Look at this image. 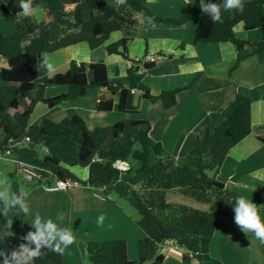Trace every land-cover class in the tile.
<instances>
[{"label":"trees","instance_id":"obj_1","mask_svg":"<svg viewBox=\"0 0 264 264\" xmlns=\"http://www.w3.org/2000/svg\"><path fill=\"white\" fill-rule=\"evenodd\" d=\"M209 2V0H205ZM218 2V0H211ZM34 5L44 10L49 24L58 28L60 35L41 33L43 23L33 16L20 17L18 0H0V19L9 18L15 30L10 35L0 31V58L7 67L0 69V151L12 154L23 152L40 164L42 177L36 180H73L81 185L102 189L106 195L115 194L126 201L150 225L158 230L155 238H142L138 242L139 258L131 261L127 256L125 240L89 242L85 252L89 264H164L161 247L176 241L188 250L183 263L192 259L210 261L209 245L220 217L234 218V199L239 194L228 190L217 179L228 153L252 133L249 97L237 95L222 111L223 122L207 129L203 139H198L185 158L175 159L166 153L163 145L150 137L148 120L126 118L111 126L89 129L84 119L73 114L60 122L45 118L40 123H29L34 108L39 103L53 109L83 98L90 89L106 88L118 96V111L138 115L126 110L131 90L140 91L150 101H160L164 109L177 103L178 94L190 89L188 86L166 90L152 95L143 84L145 73L154 62L142 63L127 55L128 39L109 44V54H119L131 61L123 80L110 79L104 62L87 65L72 61L65 73L55 74L44 80V87H65L66 92L52 98L39 95V73L36 63L41 53H54L60 49L87 43L94 50L104 46L112 33L122 31L130 23L132 14L153 17L152 23L183 26L192 17L164 18L151 12L146 0H127L117 5L116 0H34ZM193 8L199 17L194 43H231L237 50L252 47V54L264 63V0H245L243 13L224 12L222 23H213L200 9V0H194ZM93 13L89 22H84L82 12ZM243 24L246 31L258 30L262 40L252 44L237 37L235 27ZM122 48V49H121ZM121 49V50H120ZM237 66V65H236ZM236 66L234 68H236ZM89 73L93 74L90 81ZM113 102L97 105L100 112H110ZM20 110L24 123L15 121L11 112ZM27 145L18 150L11 146L20 140ZM264 144V134L258 136ZM45 148L47 155L39 157ZM116 162L127 164L126 170L114 167ZM136 166H134V164ZM93 166V173L82 181L70 171L72 167ZM176 191L199 203L208 204V211H200L166 201L168 192ZM263 199L257 195L253 203L260 207ZM0 215V231H8ZM32 230L24 216L13 217L11 231L15 234L0 241V248H14L21 243L20 237ZM2 264V258H0ZM34 264H67L63 254L46 253Z\"/></svg>","mask_w":264,"mask_h":264},{"label":"crops","instance_id":"obj_2","mask_svg":"<svg viewBox=\"0 0 264 264\" xmlns=\"http://www.w3.org/2000/svg\"><path fill=\"white\" fill-rule=\"evenodd\" d=\"M193 2L194 0H146L148 9L158 16L174 19L188 16L192 20L183 26L149 24L142 15L133 13L128 27L112 33L104 46L92 50L87 43H79L55 51L49 56L56 64V71L47 75L43 70L39 72L38 92L44 98L66 92L65 87L45 88L44 80L67 72L72 61L87 65L104 62L110 79L123 80L131 61L119 54H109L106 46L128 39L129 59L155 57V66L143 78V84L150 89L152 95L158 96L166 90L186 87L195 80L190 89L178 94L175 106L164 109L160 101H150L140 91H130L126 110L137 112L138 115L125 114L117 109V95L106 88L90 89L83 98L53 109L39 103L34 108L29 123H40L45 118L60 122L76 113L92 130L111 126L126 118L138 117L150 122V137L161 143L166 153L180 160L188 155L198 139L205 137L209 127L213 129L223 122L222 111L237 95L249 97L252 103V133L230 150L217 179L228 190L252 201L258 194L261 195L263 202L260 216L264 220V144L258 140V136L264 134V63L252 54V47L237 50L231 43L195 44L199 17L193 8ZM37 9L33 17L43 23L41 33L51 32L58 37L59 29L50 26L42 8ZM92 16L90 10L82 12L84 22L91 21ZM14 30L15 26L9 18L0 19V31L4 35H10ZM235 32L238 38L252 44L262 40L258 30L246 31L243 24H238ZM6 67V61L0 58V69ZM88 76L92 81L93 74L89 73ZM2 85L0 82V88ZM106 101L113 102L112 111H98L97 105ZM15 113H18L19 119L14 118ZM11 114L17 123H24L20 110L12 111ZM26 145L24 139L11 144L18 150ZM41 152L40 158L47 155L45 148H41ZM15 164L20 165L22 170L43 173L39 163L23 152H17L1 154L0 170L6 173L3 171L0 175L12 176ZM78 168L81 167H72L70 171L82 181H87L93 173L91 167L75 172ZM254 173L259 175L255 176ZM46 181L28 188L31 211L29 215H23L24 221L29 225L36 212L44 219L51 218L55 221L57 213L63 212L65 220L61 226L71 228L76 237L75 243L63 252L67 264H89L85 245L111 240H125L128 259L138 260L139 240L158 236V230L154 226L148 224L137 211L115 194L106 195L102 189L81 184L67 190H50L45 186H53L52 182L45 184ZM11 184L14 189L18 186L13 181ZM166 201L200 211L209 210L208 204L199 203L176 191L168 192ZM100 217H103L102 222ZM162 254L164 264H185L183 257L189 253L187 248L176 241H169ZM208 254L210 261L192 259L190 264H264V244L256 240L252 233H243L235 225L234 218L218 219Z\"/></svg>","mask_w":264,"mask_h":264},{"label":"clouds","instance_id":"obj_3","mask_svg":"<svg viewBox=\"0 0 264 264\" xmlns=\"http://www.w3.org/2000/svg\"><path fill=\"white\" fill-rule=\"evenodd\" d=\"M21 11L18 15L32 17L38 11L34 5V0H18ZM127 0H116V4L124 5ZM245 0H218V2H205L200 0V9L207 15L213 23L223 22L224 12L243 13ZM153 17H145L149 24L153 22ZM38 73L43 70L45 75L56 71V64L47 52L41 53L40 59L36 63ZM258 176L259 173H254ZM30 190L24 184L13 188L10 180L6 176L0 175V215L5 220L8 231H0V241L6 237L14 236L11 231L13 217L30 214L28 197ZM234 222L235 225L245 234L252 233L256 240L264 244V220L259 214V206L243 195H238L234 199ZM65 220L63 212L57 213L56 220L44 219L39 212L33 216L29 224L31 229L20 237L21 243L14 248L5 250L0 248V258L2 264H34L46 253L52 252L63 254L65 249L75 243L76 237L71 228L61 226ZM103 217H100L102 222Z\"/></svg>","mask_w":264,"mask_h":264},{"label":"built area","instance_id":"obj_4","mask_svg":"<svg viewBox=\"0 0 264 264\" xmlns=\"http://www.w3.org/2000/svg\"><path fill=\"white\" fill-rule=\"evenodd\" d=\"M140 61L142 63L154 62L155 61V57L154 56H146L144 59H142ZM131 92H135V90H131ZM25 141L28 142L27 139ZM3 153L10 154L11 152L9 150L0 151V156ZM114 167L119 169V170H126L128 168V165L127 164H122L120 162H116L114 164ZM23 173L25 175V179L28 180V181L38 180V179H40L42 177L41 173L40 174L39 173H34V172H31V171H29L27 169H24ZM77 185H79V183L76 182V181H73V180H65V181L56 180L55 186L46 185L45 187H46V189H50V190H53V189H56V190H67L70 187L77 186ZM165 249H166V245L161 247V250H160L161 254H162V252L165 251Z\"/></svg>","mask_w":264,"mask_h":264},{"label":"rangeland","instance_id":"obj_5","mask_svg":"<svg viewBox=\"0 0 264 264\" xmlns=\"http://www.w3.org/2000/svg\"><path fill=\"white\" fill-rule=\"evenodd\" d=\"M6 20V19H5ZM14 118L15 119H19V115H18V113H15L14 114ZM41 149L39 150V156L40 157H42V155H41ZM134 164V166H136V164L135 163H133ZM15 167H16V169H15V167H14V170L12 171V176L11 175H9V177H7V178H9V180H10V182L11 181H13L14 182V184H17V185H20V184H24L25 185V187L26 188H33V187H36L37 185V182H36V180H33V181H27V180H25V175H24V173H23V170H22V168L20 167V165H18V164H15L14 165ZM91 167V170L93 171V169H92V166H90ZM78 170H81V168H78V169H76V171L75 172H77ZM3 171L4 170H0V173H3ZM5 173H6V171H4ZM38 173V172H37ZM50 182H52V185L53 186H55V183H56V180L55 179H48L46 182H45V184H48V183H50Z\"/></svg>","mask_w":264,"mask_h":264}]
</instances>
